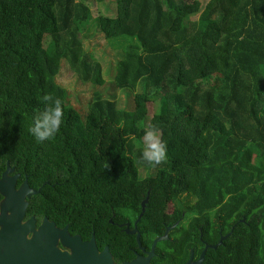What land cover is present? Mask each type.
I'll list each match as a JSON object with an SVG mask.
<instances>
[{"label":"trees","instance_id":"1","mask_svg":"<svg viewBox=\"0 0 264 264\" xmlns=\"http://www.w3.org/2000/svg\"><path fill=\"white\" fill-rule=\"evenodd\" d=\"M88 2L0 0V164L37 190L28 215L93 236L114 264L143 254L133 228L149 250L171 225L152 264H183L191 250L196 259L225 234L202 264H264V0H108L128 7L103 8L98 32L137 43L120 51L107 87L137 88L131 109L104 95L110 68L84 45ZM63 62L96 88L83 112L56 79ZM45 93L64 114L55 138L38 142L29 129ZM108 124L117 151L100 146ZM149 124L168 149L156 167L135 146Z\"/></svg>","mask_w":264,"mask_h":264},{"label":"water","instance_id":"2","mask_svg":"<svg viewBox=\"0 0 264 264\" xmlns=\"http://www.w3.org/2000/svg\"><path fill=\"white\" fill-rule=\"evenodd\" d=\"M35 192L36 190L29 188L26 182L19 194L9 190L7 201L12 214L8 219L0 218L2 223L0 264H114L108 247L104 246L102 250H99L93 236L89 240H83L77 234H70L66 226L56 227L55 223L47 217L43 219L38 230L31 237H27L26 233L34 229V219L30 218L26 223L21 222L26 206L24 195L29 196ZM171 227L173 226H167L163 235L153 239L148 251H145L141 246L140 234L136 228H133L131 233H136L138 246L143 254H136L133 259L124 261L122 264H152L150 259L154 256L156 243L168 238L167 234ZM225 237L226 235L220 236L216 244H206L195 260H193V251L191 250L189 258L183 264H202L206 248H215ZM58 239L69 250L59 248L57 246Z\"/></svg>","mask_w":264,"mask_h":264},{"label":"rangeland","instance_id":"3","mask_svg":"<svg viewBox=\"0 0 264 264\" xmlns=\"http://www.w3.org/2000/svg\"><path fill=\"white\" fill-rule=\"evenodd\" d=\"M89 7L92 13V20L87 27V30L84 33L85 41L84 45L88 49V51L92 54L94 59H97L102 68L109 69L107 73H103V79H105L104 85V95L114 94V99L117 103V106L123 109H131L133 107V95L135 91L133 90H120V89H107L109 83L114 78V67L118 58L120 57V51H123L124 48L127 49L129 47H135V40H123L122 43L116 44L115 42H111L105 39L100 32L97 30L98 23V15L102 11L103 8L108 9V11L114 10L115 13L117 10L124 7H128V2L118 3L115 5L114 3H109L108 0H89ZM118 14L120 15V11L118 10ZM121 16V15H120ZM261 72L264 75V65H261ZM57 81L63 84L69 91V101L76 109L80 112L86 109L87 103L91 99L93 95V87L90 85V82H83L79 77L78 73L72 69L67 62H63L60 67V72L57 75ZM99 87V86H98ZM102 88V86H101ZM150 105V104H149ZM152 110H150L151 112ZM149 112L147 118L145 119V123H147L151 113ZM100 146L102 149H107L110 151H117L119 149V139L117 128L113 124L106 125L102 130V137L100 141ZM136 147L142 148V138L135 141ZM157 176L161 184L168 185L172 178V174L166 172L164 170H160L157 172ZM193 177H205V173L201 171L193 172ZM135 219V218H134ZM185 243L181 244L176 250L175 253L181 255L184 249Z\"/></svg>","mask_w":264,"mask_h":264},{"label":"clouds","instance_id":"4","mask_svg":"<svg viewBox=\"0 0 264 264\" xmlns=\"http://www.w3.org/2000/svg\"><path fill=\"white\" fill-rule=\"evenodd\" d=\"M38 99L44 108L34 116L29 131L38 142H44L54 139L59 132L64 108L63 101L51 93H45ZM167 156V143L162 137L160 128L156 124L146 125L142 137V161L156 167L165 163ZM105 167H108V164Z\"/></svg>","mask_w":264,"mask_h":264},{"label":"flooded vegetation","instance_id":"5","mask_svg":"<svg viewBox=\"0 0 264 264\" xmlns=\"http://www.w3.org/2000/svg\"><path fill=\"white\" fill-rule=\"evenodd\" d=\"M24 182H26L28 187L31 188L26 179H21V174L17 172L14 169V167H11L8 163H6L5 167L3 168L1 167V164H0V218L4 217V219H8L11 216L12 211L10 208H8V201H7L9 190L14 191L16 194H19V192L21 191L23 187ZM35 193H37V190ZM35 193H32L29 196H27V194L24 195L26 206L23 210L21 222L26 223L30 218L34 219V229L26 233L27 237H31L34 234V232L38 230V228L41 226L43 222V219L45 218L43 217L42 220H38L36 216L28 215V200L27 199ZM1 227H2V223L0 222V229ZM207 245H212V244H207ZM57 246L61 248L62 250H69V248L61 244L60 239H58L57 241ZM145 251H148V250H145ZM193 260L195 259L193 258Z\"/></svg>","mask_w":264,"mask_h":264}]
</instances>
